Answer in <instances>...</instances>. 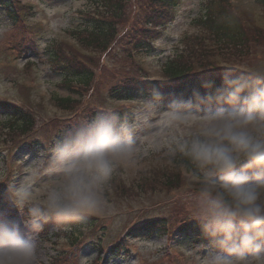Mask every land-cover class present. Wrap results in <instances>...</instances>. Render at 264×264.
Here are the masks:
<instances>
[{
	"label": "clouds",
	"instance_id": "obj_1",
	"mask_svg": "<svg viewBox=\"0 0 264 264\" xmlns=\"http://www.w3.org/2000/svg\"><path fill=\"white\" fill-rule=\"evenodd\" d=\"M59 23L49 25L53 34ZM170 82L108 100L35 157L0 164V184L20 217L0 210V264H47L46 224L87 232L92 216L113 215L108 194L120 170L161 152L185 169L190 186L183 199L202 242L182 249L188 264H264V64L223 67L219 83L204 79L190 94L166 91ZM166 245L129 236L113 264H158Z\"/></svg>",
	"mask_w": 264,
	"mask_h": 264
},
{
	"label": "rangeland",
	"instance_id": "obj_2",
	"mask_svg": "<svg viewBox=\"0 0 264 264\" xmlns=\"http://www.w3.org/2000/svg\"><path fill=\"white\" fill-rule=\"evenodd\" d=\"M232 1L241 8L240 12H246L257 25L264 28V8L259 0ZM23 2L33 7L30 13L32 17L29 16L28 19L31 24L25 27L15 25L5 10L0 7V46L6 47V51L0 53V101L8 99L28 107L36 117V132L30 136L39 135L51 143L55 138L54 134L56 135L61 127L71 123L73 119L77 120L82 117V113L89 111V108L103 107L108 101V98L106 99L107 90L112 87L113 83L133 74L146 75L144 70L150 78H166L163 72L166 62L178 50L183 49L187 36L200 30L197 19L205 15L204 4L208 0H185L178 9L174 22L159 39L154 40L155 48L151 52L143 50L130 53L131 45L121 44L117 50L121 51L120 55H113L115 52L112 49L108 62L100 59L103 56L102 52L93 51L91 46L83 44L78 38V32L91 25L86 16L93 12L95 7L99 8L93 3L94 0H23ZM37 21L41 23L42 31L40 32ZM53 21L60 22L55 34L49 28ZM23 37H25V42H29L30 37H37L42 54L29 53L23 57L18 56L17 41H21ZM55 41L61 43L69 53L71 50L75 51L87 64L98 66L90 87L71 92L68 87L64 86L63 76L51 68L48 58L50 51L46 50V47H50ZM90 58L98 59L90 62ZM211 60L213 61L211 66L235 67L243 71L253 65L264 64V46L254 48L252 53L249 51L246 55L241 54V57L231 54L212 57ZM27 62L33 64L27 65ZM196 69L199 71L198 66L194 67V70ZM69 95L78 103L70 109H65L54 101L55 97ZM109 100L118 104L126 101L110 98ZM9 114L0 107V124L7 121ZM0 131L7 133L8 129L0 128ZM4 137L0 138V164L9 165L26 156L35 157L45 149L42 144L38 148L24 146L7 159L10 149L3 144ZM119 173L121 175L119 185L126 186V191L125 193L118 192L112 182V189L108 196L113 206V215L95 216L98 220L94 216L91 217V220H97V222L92 225L88 224L87 232L81 231V226L75 224L63 227L51 224V228L44 226L45 230L40 233V239L46 246L44 254L48 257L47 264H113L119 255H115L110 250H106L104 254L99 253L90 243L92 240L98 243V239L103 234L105 243L109 245L118 241L124 232L120 235H114V233L117 232L120 224L129 218L133 220L132 224H135L142 220L166 216L171 222L172 229L178 226L183 218H187L183 197L190 190V186L187 183L185 169L178 161H170L161 152L146 158L138 167L124 172L120 170ZM175 173L177 175L176 184L173 187H162L161 181L165 176L175 175ZM141 176L147 180L144 181L147 190H139ZM6 186L7 184H0V189ZM6 213H9V210H6ZM14 218L19 219V214H16ZM105 224L109 226L104 227ZM44 232L49 233L44 234ZM138 235L147 234L137 232L126 238ZM72 236L77 237L78 241H73ZM154 237L167 241L158 264L173 261L174 257L169 258L166 253L174 256L177 251L181 254H178L179 257L175 264H188L182 249L190 244H200L179 239L174 242L163 235Z\"/></svg>",
	"mask_w": 264,
	"mask_h": 264
},
{
	"label": "trees",
	"instance_id": "obj_3",
	"mask_svg": "<svg viewBox=\"0 0 264 264\" xmlns=\"http://www.w3.org/2000/svg\"><path fill=\"white\" fill-rule=\"evenodd\" d=\"M180 1L103 0L102 5L95 12L89 13L86 16L91 25L80 30L78 38L83 44L91 46L93 51L107 53L108 57L112 49L115 52L113 55H120L121 51L117 50L121 44H129L134 48L140 49L150 48L153 46L152 38L159 36L160 32H156L158 33L157 36L151 35L150 37L152 29L149 26L164 28L174 18ZM259 2L264 8V0H259ZM0 4L7 5L12 14H19L15 0H0ZM205 9V15L197 19L198 26L201 27L197 32L198 34L194 33L187 36L183 49L178 50L166 62L164 74L166 79H170L171 81L166 85V91L177 94H190L193 89L200 88L201 82L204 79H215L219 83V70L222 68L216 63L215 65L218 68L211 66L213 64L212 57L231 54H237L241 57V54L246 55L249 51L252 53L254 48L264 46V28L257 25L249 14L244 11L240 12L241 8L231 3L230 0H208L205 4ZM25 17V15H21L19 18H14V22L23 24L25 23L23 19ZM18 44H21L23 51L25 49L23 43ZM28 49L38 53L34 44L26 47V51L24 52H27ZM47 50H51L49 59L53 70L64 76V86L72 91L91 86L98 66L87 64L75 51L71 50L73 54L69 53L61 43L56 41L51 45V49ZM3 51H6V47L1 45L0 53ZM95 59L98 58H90V62ZM195 66L199 67V71L197 69L194 70ZM149 82L159 84L162 81H149L140 74L126 76L118 82L113 83L112 87L107 90L106 98L107 95L111 98H134ZM54 101L65 109H70V107L78 104L75 98L69 96L55 97ZM0 105L12 109V114L14 115L9 122L0 125V128H8L7 133L0 131V138L5 136L3 144L20 145L23 142L26 143L27 141L20 142L19 136L23 134H35V115L27 107L10 100H2L0 101ZM101 108H89V111L83 112L82 116L91 118ZM75 121L73 119L70 121L71 123H67L61 127L57 131L56 136L62 130L71 128ZM32 137L28 143L31 145L38 144V139L36 138L38 136ZM175 164L177 165V163ZM120 177L121 175L118 173L114 177L113 182L118 192L125 193L126 186L119 185ZM144 181L147 180L145 178L142 179L139 186L140 191L147 190ZM176 182V173L175 175L169 174L161 181V185L162 187H173ZM153 187L156 188L155 186ZM154 218L145 222H143L144 220L141 221L143 223L139 229L144 230L149 235L165 234L168 229L167 220L163 217ZM177 230L178 233L183 234L191 240H201L197 222L188 219V217L180 221ZM72 240L74 241L76 238L72 237Z\"/></svg>",
	"mask_w": 264,
	"mask_h": 264
}]
</instances>
